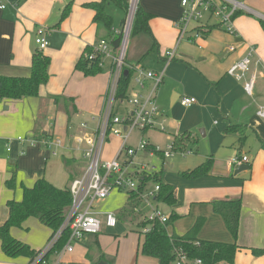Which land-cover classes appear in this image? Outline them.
<instances>
[{"label": "crops", "instance_id": "1", "mask_svg": "<svg viewBox=\"0 0 264 264\" xmlns=\"http://www.w3.org/2000/svg\"><path fill=\"white\" fill-rule=\"evenodd\" d=\"M13 1L0 0V5H5L0 8V75L29 76L31 54L37 48L34 37L41 28L46 31L47 40L42 51L50 63L48 80L40 86L38 97L0 101V225L8 215L6 202L20 201L23 187H32L36 180L44 178L62 189L69 187L70 182L82 173L85 166L83 146L74 138L93 133L110 80L108 59L104 62L106 71L102 69L96 75L86 76L75 69L76 62L85 54V48L93 49L103 35V30L94 22V11L86 5L101 0ZM180 1L137 0V5L151 15L148 22L151 36L141 33L132 37L131 46L138 52L130 54L125 64L164 71L155 92V103L161 113L158 123L169 138L168 144L174 137L185 135L188 137L185 150L189 145H197L198 154L188 158L179 154L176 161L167 162L177 154L165 158L156 153L149 156V149L136 151L134 158L141 153L142 161L148 156L160 162L152 166L154 171L161 170L160 188L155 198L148 204L142 198L126 202L125 207L114 212L117 219L114 227H107L104 223L98 233L87 234L76 243L83 245L86 236H94L98 248V235L127 221L120 211L131 205L132 210L135 208L143 213L138 222L144 220L151 208L162 211L168 218L165 227L169 235L184 234L201 218L203 223L197 233L199 240L235 242L240 248L235 253L234 264H264V253L256 255L251 251L264 250V120L256 115L264 99V30L259 23V20L264 21V0H235L242 8L233 19L232 33L218 27L215 19L206 17L201 28H213L205 34L200 32L198 38L189 32L176 46L175 57L166 61L165 52L177 43L176 22L182 10ZM68 4L69 12L60 20ZM110 8L120 10L124 17V11L115 3L108 5L109 12ZM118 28L112 26L113 31ZM152 38L155 47L150 49ZM248 46L255 48L251 71L257 78L252 96L244 92L241 81L227 73L229 67L245 55ZM151 52L154 55L149 64L143 65ZM150 85L151 81L144 80L141 90L133 79L130 93L147 92ZM182 96L194 97L196 102L184 107L179 102ZM81 123H86L87 127L81 128ZM147 131L138 130L133 140L130 135L128 146L136 147ZM17 137L33 139L35 144L18 141ZM45 137L61 140L55 155L51 154L52 149L42 144ZM144 138L150 146H156L147 135ZM120 144L119 137H109L105 154L103 149L104 158L115 157ZM236 156H246L249 162L247 169L234 174L240 165L245 164L229 165L228 161ZM119 158L125 159V154L121 153ZM208 158L212 162L206 174L186 173ZM12 176L15 187L8 189L5 181ZM150 184L151 187L146 184L144 191L152 189L153 183ZM235 200L240 202V216L237 238L233 239L221 216L213 211L212 204ZM97 216L104 215L98 213ZM35 221L46 230L38 227ZM30 228L42 231L47 243L51 230L34 217L27 218L20 227H12L10 233L37 252L46 243L43 248L33 247L27 235L25 237L21 232ZM132 231L137 234L134 253H138L141 237L137 229ZM61 250L48 253L47 264H109L99 255V250H89L86 255H82L84 249L77 254L74 247L72 251ZM93 252L97 255H92ZM66 254L67 260L62 261ZM28 261L25 256L8 258L0 247V264H26Z\"/></svg>", "mask_w": 264, "mask_h": 264}, {"label": "built area", "instance_id": "2", "mask_svg": "<svg viewBox=\"0 0 264 264\" xmlns=\"http://www.w3.org/2000/svg\"><path fill=\"white\" fill-rule=\"evenodd\" d=\"M19 0H14L13 3ZM131 4L133 0L130 1ZM181 15L176 22L178 29L177 43L171 50L165 52L166 61H171L175 57L176 46L189 33L193 32V37L201 36L195 28L201 27L200 24L206 17L213 18L226 32H233V15L242 8V5L235 0H181ZM5 5H0L4 8ZM128 17L122 29V39L118 48L104 39L97 41L89 54V59L96 54L101 56L98 63L100 68L104 67V62L109 59L110 80L103 98V107L98 118L93 133L89 136L77 135L74 140L78 145H82V158L85 160V166L82 173L74 178L69 184L71 202L67 207L63 221L56 232L48 239L46 246L38 250L33 259L26 264H39L43 257L53 248L63 231L68 232L67 240L62 247V252L72 251L73 243L78 242L87 234H96L101 230V220L98 219L94 210V204L105 199L112 190L137 191L138 182L145 174H150L154 168L145 163L134 164L136 151L149 149V156L155 152L161 153L165 158L175 154L187 155L188 150H175L172 142L165 149L157 146H150L147 139L141 137L136 147L128 146L131 133L134 130L141 132L147 129H158L161 125L158 123V116L161 113L155 103V92L162 82L164 71L147 70L140 65L132 66L125 64V51L128 41ZM44 29H39L34 37V42L39 49L47 46L46 34ZM233 50V48H230ZM85 53L84 57H88ZM255 55L254 46H248L245 55L232 64L227 73L233 76L237 81L242 82L244 92L252 96L256 81V73L252 72V59ZM123 67L132 69L135 73L134 82L143 90L144 80L151 81L147 92H131L127 98H117L116 89L118 78ZM248 75V77H246ZM179 102L184 107H189L196 102L191 96H182ZM122 105L125 108L123 115L115 113V106ZM256 115L264 120V99L259 105ZM81 128H86V123L80 124ZM117 136L121 139L118 153L110 160H103V149L109 137ZM18 141H27L34 145L35 141L30 138L17 137ZM42 144L52 149L51 154L55 155V149L61 146V140L58 138L45 137ZM125 154V159L121 160L119 155ZM246 156L233 157L228 161L229 165L248 164ZM160 188L159 183H153L152 189L143 191L139 198H142L147 204L153 200ZM104 223L107 227H114L117 223L114 213H105ZM149 222H158L166 225L167 216L157 208H151V211L144 218ZM148 231V228L143 232ZM44 263V262H43ZM170 264H203L200 259L189 260L183 252H178L175 259Z\"/></svg>", "mask_w": 264, "mask_h": 264}, {"label": "trees", "instance_id": "3", "mask_svg": "<svg viewBox=\"0 0 264 264\" xmlns=\"http://www.w3.org/2000/svg\"><path fill=\"white\" fill-rule=\"evenodd\" d=\"M115 3L124 11V17L120 22L118 31H113V16L108 10V5ZM94 11V22L99 29L103 30L100 39L107 40L113 48H118L122 39V29L128 12L129 1L126 0H101L86 4ZM70 4L66 5L60 15V20L64 19L69 12ZM237 11L233 15V19L239 15ZM151 15L146 13L139 5L136 6L129 38L138 34H147L151 36L149 28V19ZM264 30V21L259 20ZM219 27L220 25L217 24ZM213 28L209 26L206 30L201 27L195 29L205 34ZM154 41L150 49H153ZM92 48L86 47L83 53L92 52ZM148 52V51H147ZM125 59V58H124ZM101 56L96 54L92 59L84 58L83 54L75 64V69L83 72L86 76H92L100 73L102 68L98 66ZM50 59L38 47L31 54L30 74L27 77H10L0 75V101L1 100H19L24 98L38 97L39 88L48 80V66ZM126 70V72H125ZM135 73L128 67L123 70L118 78L116 97L127 98L133 86ZM187 136L181 135L174 137L172 144L175 150H185V141ZM158 156L161 153L155 152ZM211 158L198 165L192 170L186 171L187 174L203 175L206 174L211 167ZM161 170L152 171L145 174L138 182L137 191L126 192V202H132L138 199L144 191L146 184L159 183ZM8 189L15 187L14 176L5 181ZM22 198L20 201L9 200L6 202L8 215L6 220L0 225V247L1 251L8 258H17L25 256L29 260L33 259L36 251L32 250L27 244L14 238L10 229L12 227H20L22 223L29 217L36 218L40 223L51 230V235L61 225L65 211L71 202V196L68 187L62 189L53 186L46 179L40 178L35 181L32 187H23ZM213 211L221 216L224 225L231 234L233 239L237 238L240 216V202L235 201H218L212 204ZM203 219L199 218L193 226L182 235H169L166 227L158 222H149L141 220L136 224V229L141 237L139 252L147 257L154 258L158 264H170L177 253L183 252L187 259H200L203 264H234L236 251L240 248L235 242H216L208 240H199L197 233L201 228ZM148 228V231L143 232ZM68 232L63 231L62 235L48 253H55L66 243ZM49 237V238H50ZM253 254H263L264 250L252 249ZM47 253V254H48ZM46 254V255H47ZM45 255V256H46Z\"/></svg>", "mask_w": 264, "mask_h": 264}, {"label": "rangeland", "instance_id": "4", "mask_svg": "<svg viewBox=\"0 0 264 264\" xmlns=\"http://www.w3.org/2000/svg\"><path fill=\"white\" fill-rule=\"evenodd\" d=\"M131 0H129L130 3ZM137 6V4H136ZM129 8V6H128ZM129 10V9H128ZM110 12L113 14V28L116 29L120 25L121 19L123 18V13L120 10H117L115 8H110ZM128 17V12L126 14L125 22ZM124 25V24H123ZM130 32V31H129ZM132 38H129L126 45V51H125V59L130 58V54L137 53L138 51L134 49V47L131 46ZM88 57H84L89 59V54L87 53ZM153 53L151 52L150 55L146 56L144 59L143 65H148L150 62V58L153 57ZM109 60V59H108ZM103 72L106 71V67L102 68ZM259 79V77H258ZM263 81V80H262ZM125 111L124 106L122 105H116L115 106V113L118 115H123ZM158 129H147L146 135L149 137L150 142H152L154 145H156L159 148L165 149L168 145V137L165 136L166 133L163 132V129L157 127ZM138 130H134L131 134L132 139H135L137 135ZM145 135V136H146ZM144 136V137H145ZM196 146L189 145L187 147V150L190 151L193 149L194 152L191 154L186 155L185 157H191L198 154V151L196 150ZM198 148H201L200 144H198ZM196 150V151H195ZM107 148L104 146V154L106 153ZM105 156L102 157L103 160ZM180 155L177 154L175 158L169 159L167 162L170 161H176L177 158H179ZM142 154L138 153L137 157L134 158V164H139L141 162H144L145 164H148L150 166L159 165V160L156 158H149L147 156L144 157L142 161ZM151 187V184H147ZM126 191L124 190H118L114 189L110 193L109 196H107L105 199L100 200L95 205V210L100 214L105 213H114L125 207L126 203ZM127 209L120 211L121 214L125 215V219L127 221H122L117 224V226L106 232H102L100 235H98V248L95 245V237L93 236H86L85 241L83 242V245L80 243H73L74 252L80 253L81 249L85 250L86 255L89 250H99V255L102 256L109 264H154L155 261L150 258L142 255L140 252L134 253V248L136 247V243L138 241L137 234L134 233L132 230L136 229V223L139 221V219L143 218V213L141 211L134 210L131 205L129 207H126ZM142 216V217H141ZM101 220V227L104 228V216H97ZM35 224L38 225V227H41L42 229L46 230L42 225H40L37 221H35ZM132 231V232H131ZM22 235L26 237L28 240L33 244V247L35 248H43L46 243V236L42 231L30 228L29 230H21ZM117 236V237H115ZM47 244V243H46ZM82 247V248H81ZM67 255H64L62 257L63 260H67ZM92 255L96 256L97 253H92ZM49 258V257H48ZM47 255L43 257V260L39 262V264H47ZM50 259V258H49ZM83 259V258H81ZM88 260L89 258H85ZM93 260V259H92ZM44 262V263H43ZM66 264V263H64Z\"/></svg>", "mask_w": 264, "mask_h": 264}, {"label": "water", "instance_id": "5", "mask_svg": "<svg viewBox=\"0 0 264 264\" xmlns=\"http://www.w3.org/2000/svg\"><path fill=\"white\" fill-rule=\"evenodd\" d=\"M136 4H137V0H136V2H135V5H134V9H133V11H132V16H131V7H132V4H131V2L129 3V10H128V28H127V33H128V37H129V31H130V28H131V24H132V20H133V16H134V12H135V9H136ZM125 72H126V70H125ZM247 167H248V165L247 164H242V165H240V167H238L237 169H236V171L234 172V174H236V173H238L239 171H241V170H245V169H247ZM99 264H102V263H99Z\"/></svg>", "mask_w": 264, "mask_h": 264}, {"label": "bare ground", "instance_id": "6", "mask_svg": "<svg viewBox=\"0 0 264 264\" xmlns=\"http://www.w3.org/2000/svg\"><path fill=\"white\" fill-rule=\"evenodd\" d=\"M135 2H136V0H133V3H132V7H131V16H132V11H133V7H134V5H135Z\"/></svg>", "mask_w": 264, "mask_h": 264}]
</instances>
